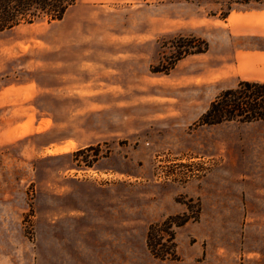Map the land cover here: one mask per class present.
I'll use <instances>...</instances> for the list:
<instances>
[{"label":"rangeland","instance_id":"374dc122","mask_svg":"<svg viewBox=\"0 0 264 264\" xmlns=\"http://www.w3.org/2000/svg\"><path fill=\"white\" fill-rule=\"evenodd\" d=\"M255 25L264 0H106L2 32L0 264H264V121L199 124Z\"/></svg>","mask_w":264,"mask_h":264},{"label":"trees","instance_id":"16d2710c","mask_svg":"<svg viewBox=\"0 0 264 264\" xmlns=\"http://www.w3.org/2000/svg\"><path fill=\"white\" fill-rule=\"evenodd\" d=\"M77 0H0V34L23 23L31 24L40 18L48 22L63 19L67 9ZM194 39V38H193ZM200 46H185V53L204 52L208 44L197 39ZM179 59V57L177 58ZM237 121L250 123L264 121V81L241 80L236 87L226 89L219 94L199 119V124L215 125ZM99 145H90L73 152L75 157L82 155L84 165L92 167L100 158ZM93 151L89 161L86 153ZM190 220L189 214L169 216L159 223L151 224L146 235V244L150 253L157 259H178L175 241V228Z\"/></svg>","mask_w":264,"mask_h":264},{"label":"crops","instance_id":"0c3cea01","mask_svg":"<svg viewBox=\"0 0 264 264\" xmlns=\"http://www.w3.org/2000/svg\"><path fill=\"white\" fill-rule=\"evenodd\" d=\"M97 1L106 0H77L75 4L67 9L63 19L59 21L66 20L76 6L88 5ZM251 28L248 32L264 36V25H255ZM233 53V57L223 60L220 65L216 63L214 70L218 75L229 76L233 71L232 74H236L239 80L264 81V48H251L243 44L242 41H238ZM227 62H230V64ZM229 69L230 71H228Z\"/></svg>","mask_w":264,"mask_h":264}]
</instances>
